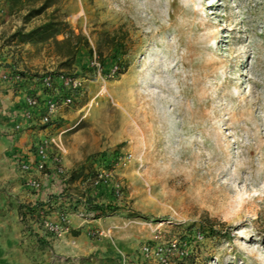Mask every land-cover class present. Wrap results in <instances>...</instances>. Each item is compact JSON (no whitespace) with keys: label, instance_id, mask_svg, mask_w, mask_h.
Wrapping results in <instances>:
<instances>
[{"label":"rangeland","instance_id":"rangeland-1","mask_svg":"<svg viewBox=\"0 0 264 264\" xmlns=\"http://www.w3.org/2000/svg\"><path fill=\"white\" fill-rule=\"evenodd\" d=\"M6 1L0 2V45L12 53L10 74L61 70L87 79L84 92L35 140L50 141L49 153L68 174L113 163L121 189L115 195L75 181L65 191L67 204L49 202L67 218L98 219L85 222V232L113 241L117 254L54 256L29 237L27 260L156 264L141 257L140 245L178 239L187 242L189 254L176 264H264V0H52L27 21L26 8L13 12ZM51 17L86 41L69 67L60 65L72 46L61 42L63 33L35 43L11 36ZM92 54L106 70L117 63L123 72L101 82L88 67ZM217 133L225 138L222 152L211 148L200 156ZM127 152L126 166L116 165ZM209 157L215 168H204ZM3 175L0 200L12 197L1 185ZM83 196L107 204L108 211L73 209L69 200L80 204ZM8 204L0 207L8 228L26 234L42 228L16 220L13 201ZM208 219L217 233L198 229ZM67 226L50 234L60 237L71 230L70 221Z\"/></svg>","mask_w":264,"mask_h":264},{"label":"crops","instance_id":"crops-1","mask_svg":"<svg viewBox=\"0 0 264 264\" xmlns=\"http://www.w3.org/2000/svg\"><path fill=\"white\" fill-rule=\"evenodd\" d=\"M6 5H8L7 1ZM5 49V45H0V132H2L0 133V173L4 174L1 185H5L6 188L10 189L8 193L12 194V197L8 196L9 200L6 199V197H2L0 200V207L3 205L7 207L9 206L8 203H12L13 201V217L16 220H21L18 212L19 205L34 204L37 201H45L50 197L54 199V201H58L56 204L61 202L64 204L67 203L66 200L61 199L63 195L56 193L57 187L51 184L50 180H43L41 176L42 189L38 193L26 188L23 184L25 174L19 170L18 163L20 161L34 159V149L31 146L36 141L35 139L37 136L40 138L41 136H46L49 127L31 122L24 124L19 131L12 128L13 119L11 115L24 107V98L28 92L32 93L38 91V78L37 75L33 74L23 77V79L18 82L3 80L1 74L11 73V68L8 65H10L9 61L12 53L7 54ZM34 175L39 177L37 172H34ZM49 205H51L52 211L47 214V217L56 219L57 215L55 210L60 209L52 206V203ZM78 208L80 209L82 206ZM71 216L74 215H68V219L71 222V230L68 233L61 234L60 237L51 235V232L43 228L30 229L32 235L30 236L29 232L26 234L24 230L21 231L20 227H14L11 230L7 227L8 222L0 219V264H33L27 260V255H25L27 254L25 251L26 244L31 241L30 239H26L29 237H33L39 246L45 245L54 256L59 254L67 255L70 253L83 256L90 252H94L98 257L106 258L109 256L113 257L117 254V245H115L113 241H96L90 239L85 232L86 228L90 226L85 224V222H97L98 219H76ZM29 220L33 222V227L37 225V221L33 219H28V221ZM11 254L14 255V257H11Z\"/></svg>","mask_w":264,"mask_h":264},{"label":"built area","instance_id":"built-area-1","mask_svg":"<svg viewBox=\"0 0 264 264\" xmlns=\"http://www.w3.org/2000/svg\"><path fill=\"white\" fill-rule=\"evenodd\" d=\"M88 67L98 80L104 82L106 77L113 78L117 76L119 66L113 64L106 70L104 65L97 60L95 54H92ZM1 78L15 82L23 79L20 74L7 73L1 74ZM37 78L38 91L28 92L24 98V107L11 115L13 119L12 128L16 131H19L24 124L31 122L49 127L64 108L69 107L75 98L84 92L87 81L84 76L61 70L58 72L49 70L37 75ZM103 89L104 85L101 83L99 93L102 94ZM49 144L50 141L47 139L35 141L32 144L35 154L34 159L20 161L18 168L25 174L23 184L26 188L38 193L42 189L41 176L43 180H50L51 184L57 187L56 193L61 195L73 183L69 182V174L60 163V157L49 153ZM129 156L130 153L127 152L125 156L117 157L115 164L125 167ZM34 172H37L39 177L35 176ZM115 175L116 171L113 163L109 168L95 169L94 174L88 175L83 182V188L85 189L86 186L93 190L109 188L113 194L120 195V183L117 181L118 178L116 180ZM81 199L84 202L86 196ZM55 213L57 215L56 219L43 217L40 223L41 227L51 233L66 232L68 230L67 223L69 222L66 214L61 210H55ZM108 232L109 230L107 232L101 231L103 235H107ZM200 237L199 233L195 235L196 240H199ZM140 253L143 259L156 264H176L177 259L186 257L189 254V245L186 241L178 239H171L167 243L156 242L150 244L143 242L140 245Z\"/></svg>","mask_w":264,"mask_h":264},{"label":"trees","instance_id":"trees-1","mask_svg":"<svg viewBox=\"0 0 264 264\" xmlns=\"http://www.w3.org/2000/svg\"><path fill=\"white\" fill-rule=\"evenodd\" d=\"M9 9L13 12L20 11L24 8H26V12L23 14V20L27 21L30 17H33L35 15L41 14L48 6L51 5L52 0H7ZM63 23L57 18L51 17L48 20L42 22L41 24L37 26H33L29 28L28 30L24 31L23 28L19 27L14 30L12 33V37H16L20 42H28V43H35L39 40H46L50 36H56L60 33L64 34V38L61 40L62 43H69V45H72L71 48H69V51L64 54V60L61 62L62 67H69L72 64V60L74 57V51L77 48V46L81 43H86L85 40H83L82 36L80 34H74L71 30L64 31L63 29ZM73 39L74 42L71 44L70 40ZM57 41V40H55ZM117 64V63H115ZM118 65V64H117ZM119 66V65H118ZM123 72V67H118L117 76H119ZM109 160V159H108ZM105 161L106 165L108 164L107 161ZM95 170H92L90 172H83V170L79 171H72L69 174L68 180L70 183H74L75 181H79L83 183L88 175L94 174ZM102 189V188H100ZM98 189V190H100ZM103 191V189H102ZM105 196L111 201V193L110 190L104 192ZM63 195L62 200L67 201L70 197L66 196L65 193L61 194ZM50 198H48L45 201H37L34 204H22L18 206V212L20 214V218L23 221H27L28 219H33L34 221L41 223V220L43 217L47 216L48 213L52 211V207H50L49 202ZM70 204L74 206L73 209H77L75 205L83 206L85 210L88 212H93L95 214H100L107 212L108 206L105 203H96V202H90V200L86 199L84 202H79L73 204L71 200H69ZM209 221H202L198 224V229L202 231L203 233H208L210 235L217 233V228L215 225L210 223Z\"/></svg>","mask_w":264,"mask_h":264},{"label":"bare ground","instance_id":"bare-ground-1","mask_svg":"<svg viewBox=\"0 0 264 264\" xmlns=\"http://www.w3.org/2000/svg\"><path fill=\"white\" fill-rule=\"evenodd\" d=\"M203 65V64H202ZM207 65V64H206ZM205 65V66H206ZM207 72V71H206ZM208 73V72H207ZM240 84V83H239ZM204 101V100H203ZM200 106V105H199ZM203 116V115H202ZM212 142H211V144L209 145V146H203L202 145V147H201V151H200V156H204L205 155V153H207L208 152V150H211V148H213L214 150L215 149H217V151H221L222 152V150H223V146H224V142H223V140L225 141V138L223 139L222 137H221V135H220V133H217V134H215L212 138ZM260 139V138H259ZM257 140V139H256ZM209 153V152H208ZM252 155V154H251ZM218 158V157H217ZM219 159V158H218ZM226 159V158H225ZM216 160V159H215ZM250 160V159H249ZM252 162V161H251ZM207 164H206V166L204 167V168H215L216 167V162L214 161V159L212 158V157H209L208 158V161L206 162ZM248 163V162H247ZM250 163V162H249ZM203 164V163H202ZM246 166H248L247 164H246ZM250 166V165H249ZM200 167V166H199ZM202 167V168H203Z\"/></svg>","mask_w":264,"mask_h":264}]
</instances>
